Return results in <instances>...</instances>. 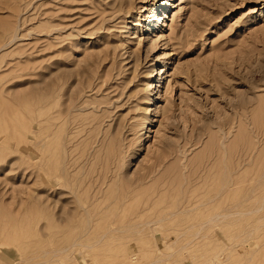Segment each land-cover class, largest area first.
<instances>
[{
	"label": "rangeland",
	"instance_id": "374dc122",
	"mask_svg": "<svg viewBox=\"0 0 264 264\" xmlns=\"http://www.w3.org/2000/svg\"><path fill=\"white\" fill-rule=\"evenodd\" d=\"M263 260L264 0H0V264Z\"/></svg>",
	"mask_w": 264,
	"mask_h": 264
},
{
	"label": "bare ground",
	"instance_id": "6f19581e",
	"mask_svg": "<svg viewBox=\"0 0 264 264\" xmlns=\"http://www.w3.org/2000/svg\"><path fill=\"white\" fill-rule=\"evenodd\" d=\"M115 1H116V0H115ZM115 1L113 0L114 3H115ZM169 1H171V0H169ZM111 2H112V1H111ZM161 5H162V7H166L167 2H165V1H161ZM151 16H152V18H151L150 21H149L150 23H153V22H159V21H160V16H159V15L153 14V15H151ZM170 55H171L170 52H164V56H163V57H164V58H168ZM157 61H158V58L156 57V59H155L154 62L157 63ZM155 65H156V64L154 63L153 66H152V68H153V72L158 71V73H159L158 75H159V76L161 75L160 78H162V76L165 74V68H164V69H158V70H155ZM156 76H157V75H156ZM155 89H156V85L154 84V82H152V83L150 84L149 90H152L151 92H154ZM156 92H158V91H156ZM154 93H155V92H154ZM157 94H158V93H157ZM155 95H156V94H155ZM156 97H157V96H156ZM158 97H159V96H158ZM47 105H48V104H47ZM151 105H152V104H151ZM146 112H147V111H146ZM63 114H64V113H63ZM66 116H67V115H66ZM68 132H69V131H68ZM240 141H241V140H240ZM112 147H113V146H112ZM113 148H114V147H113ZM117 148H118V147H117ZM111 152H112V151H111ZM114 152H115V150H114ZM114 152H112V153H114ZM116 153H117V152H116ZM110 155H113V154L110 153ZM120 155H121V154H120ZM117 156H118V155H117ZM117 156H116V157H117ZM108 157H109V156H108ZM114 158H115V157H114ZM109 160H110V159H109ZM111 162H112V161H111ZM106 163H107V162H106ZM48 164H49V163H48ZM101 165H102V164H101ZM49 173H50V172H49ZM106 173H107V172H106ZM105 175H106V174H105ZM105 175H104V176H105ZM176 175H177V174H176ZM92 176H93V175H92ZM98 176H99V175H98ZM106 177H107V176H106ZM100 179H101V177H100ZM102 179H104V178H102ZM143 179H144V178L142 177L141 179H137V180H138V181H141V180H143ZM233 179H234V178H233ZM95 181H96V180H95ZM92 182H93V181H92ZM103 182H104V181H103ZM103 182H102V183H103ZM90 183H91V181H90ZM99 183H100V182H99ZM102 183H101V184H102ZM225 186H226V185H225ZM225 186H223V188H224ZM232 186H233V184H230V185L227 184L226 187H227L228 190H227V189H226V190L224 189V192H225V191H229V190L231 189ZM101 187H102V186H101ZM226 187H225V188H226ZM219 188H221V186H220ZM221 189H222V188H221ZM219 191H220V190H218V192H219ZM221 191H222V190H221ZM122 192H123V191H122ZM222 193H223V192H222ZM223 194H226V192L223 193ZM123 195H124V193L122 194V197H124ZM219 195H221L220 192H219ZM211 197H212V196H211ZM117 199H118V198H117ZM87 200H88V199H87ZM120 201H121V200H120ZM120 201H119V202H120ZM200 201H201V200H200ZM208 202L211 203L212 200H211V202H210V201H208ZM195 204H196V203H195ZM207 204H208V203H207ZM218 216H219V215H217V214H215V215H213V216H208L209 219L206 218L207 220H206V222H205V220H204V223H203V224H206V223L208 224V223L214 222L215 219L220 218V217H218ZM230 216H231V215H230ZM160 220H161V219H160ZM160 220H159V221H160ZM161 221H162V220H161ZM203 224H202V225H203ZM207 224H206V225H207ZM208 225H209V224H208ZM204 226H205V225H204ZM204 226H203V227H204ZM197 233H198V232H197ZM263 261H264V260H263Z\"/></svg>",
	"mask_w": 264,
	"mask_h": 264
}]
</instances>
